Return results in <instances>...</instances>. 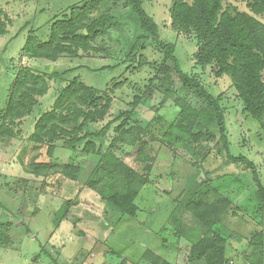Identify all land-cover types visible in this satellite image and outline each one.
I'll list each match as a JSON object with an SVG mask.
<instances>
[{
	"label": "rangeland",
	"instance_id": "374dc122",
	"mask_svg": "<svg viewBox=\"0 0 264 264\" xmlns=\"http://www.w3.org/2000/svg\"><path fill=\"white\" fill-rule=\"evenodd\" d=\"M90 2L0 0L4 13L0 25L5 26V34H0V111L21 66L45 77L49 84L46 96L37 98L33 114L14 127L17 135L0 142V264H148L142 256L149 249L171 264H192L186 258L194 239L206 229L178 202L187 194L186 189H194L201 182L208 184L209 200L217 193L231 202L228 212L214 227L226 242V264L260 260L264 264V238L254 239L259 233L264 237V213L257 205L258 187L251 169L229 159V155L243 157L253 163L264 187V131L256 120L242 114L243 104L229 77L218 80L210 68L196 67V41L172 27V0H142L143 8L157 24L159 40L176 46L182 71L197 76L213 95L221 96L226 110L228 151L220 142L217 123L203 130L205 138L196 146V156L160 144L165 128L179 111L164 88L158 87L157 80L165 78L160 72L164 56L155 41L142 42L145 49L139 47L130 55L131 46L141 33L122 4L111 10L113 27L95 42L97 51L78 50L75 57L62 55L56 62L21 59L31 31L46 42L56 20L70 15L73 7ZM229 5L250 12L247 2L228 0L224 6ZM104 10L93 11L91 18L99 17ZM258 19L264 23V17ZM130 56L132 60L128 59ZM141 57L146 58L145 65ZM52 72L64 76L59 81L50 80L48 75ZM170 75L172 91L185 96L187 92L174 70ZM74 79L113 99L105 119L87 128L98 132L112 122L106 137L96 142L102 144L103 151L110 150L140 173H144L145 166H152L149 184L136 201V218L123 217L117 223L110 214L106 219L109 212L104 203L85 185L97 159L82 152L83 144L75 156L68 157L60 148L55 158L56 163L73 159L81 165L83 172L77 180L60 174L36 177L26 171L33 159L49 161L47 146L31 142L30 137L38 119L52 110L60 90ZM137 97V108L126 121L121 119L123 113L131 112ZM187 100L191 101L192 96ZM123 122L127 129L139 126L147 135L135 146H112L117 138L115 128ZM141 150L143 157L150 160L138 161ZM204 173L208 179L202 178ZM173 218L181 222L178 235ZM252 243L258 244L257 248Z\"/></svg>",
	"mask_w": 264,
	"mask_h": 264
},
{
	"label": "trees",
	"instance_id": "16d2710c",
	"mask_svg": "<svg viewBox=\"0 0 264 264\" xmlns=\"http://www.w3.org/2000/svg\"><path fill=\"white\" fill-rule=\"evenodd\" d=\"M172 1V27L196 41V67L203 70L210 68L214 78L218 80L229 77L243 104L242 114L256 120L264 131V23L258 19L264 17V0H233L247 2L250 12H241L232 5L225 7L228 0ZM121 4L124 9H128L129 20L137 22V30L141 33L131 46L130 55L142 46V42L155 41L164 56L160 72L165 78L157 80L158 87L164 88V93L172 98L173 107L179 112L176 119L165 128L160 144L173 151H186L196 156V146L205 138L203 130L217 123L220 142L228 151L226 110L221 104V96L213 95L197 76H190L182 71L175 55L176 46L159 40L158 26L144 10L142 0H91L85 6L73 7L70 15L55 21L48 41H40L30 30L21 59L56 62L62 55L75 57L78 50L97 51L95 42L113 27L111 10ZM102 8L105 10L99 17L91 18L93 11L101 13ZM2 15L4 13L0 10V17ZM4 28L5 26L0 25L2 35L5 34ZM141 48L145 49V46ZM128 59L132 60V56ZM141 60L142 65L147 63L146 58L141 57ZM173 70L187 92L185 96L172 91L170 74ZM63 76L59 72H52L48 78L59 81ZM48 90L49 84L45 77L28 67L21 66L17 70L6 105L0 111V142L17 135L14 127L33 114L38 106L37 98L46 96ZM188 96H192L191 101L187 100ZM112 101L109 95L102 94L77 79L63 87L52 110L38 119L30 137L31 142L47 146L49 161L38 162L33 159L26 171L36 177L46 178L52 174H60L69 180H77L83 172L82 166L74 163L73 159L69 163H56L55 158L60 148L68 157L75 156L83 144L82 152L94 155L97 159L85 185L96 192L104 203L107 213L109 212L106 219L111 214L118 223L123 217L136 218L138 215L136 201L149 184L152 166H145L144 173H140L110 150L103 151L102 144L100 146L96 142L106 137L112 122L98 132L87 130L90 125L105 119ZM139 103L140 98H135L131 104V112L123 113L120 118L124 117L126 121ZM115 132L117 138L112 146H135L140 138L147 135L139 126L127 129L125 122L115 128ZM211 139L215 140L216 136L212 135ZM229 159L251 169L258 187L257 205L264 213V187L258 178L256 166L243 157L236 159L229 155ZM148 160L150 159L143 157L141 150L138 161ZM204 176L208 179L207 173ZM186 191L187 194L178 202L179 205H183L206 229L194 239L186 261L192 264L201 261L205 264H226V242L214 231V227L228 212L231 202L217 193L209 200L207 196L210 190L208 184L203 182ZM172 224L178 235L181 222L178 218H173ZM257 238H264L263 234H255L254 239ZM252 244L257 248L258 244ZM174 245L177 246L178 242L175 241ZM142 259L148 264H171L150 249L143 254ZM251 263L262 264V260Z\"/></svg>",
	"mask_w": 264,
	"mask_h": 264
},
{
	"label": "water",
	"instance_id": "95a60500",
	"mask_svg": "<svg viewBox=\"0 0 264 264\" xmlns=\"http://www.w3.org/2000/svg\"><path fill=\"white\" fill-rule=\"evenodd\" d=\"M85 34H87V32H85ZM202 175V178H204L205 179V176H204V174H201Z\"/></svg>",
	"mask_w": 264,
	"mask_h": 264
},
{
	"label": "crops",
	"instance_id": "0c3cea01",
	"mask_svg": "<svg viewBox=\"0 0 264 264\" xmlns=\"http://www.w3.org/2000/svg\"><path fill=\"white\" fill-rule=\"evenodd\" d=\"M105 206V205H104ZM169 246V245H168ZM156 255H158L157 253H155ZM160 256V255H159ZM163 258V257H162Z\"/></svg>",
	"mask_w": 264,
	"mask_h": 264
}]
</instances>
